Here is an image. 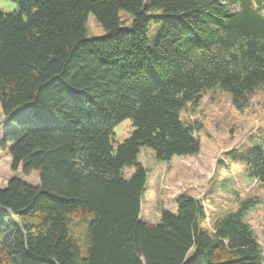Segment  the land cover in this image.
I'll use <instances>...</instances> for the list:
<instances>
[{"label": "trees", "instance_id": "obj_1", "mask_svg": "<svg viewBox=\"0 0 264 264\" xmlns=\"http://www.w3.org/2000/svg\"><path fill=\"white\" fill-rule=\"evenodd\" d=\"M4 1L16 8L0 9V110L16 129L0 153L38 183L0 188V264H264L250 198L210 230L185 193L142 221L137 160L197 155L202 125L184 114L211 89L237 112L264 94V0ZM88 15L102 36H86ZM255 136L245 176L264 184L263 126Z\"/></svg>", "mask_w": 264, "mask_h": 264}, {"label": "rangeland", "instance_id": "obj_2", "mask_svg": "<svg viewBox=\"0 0 264 264\" xmlns=\"http://www.w3.org/2000/svg\"><path fill=\"white\" fill-rule=\"evenodd\" d=\"M15 6L14 3L0 0V9L4 12L15 10ZM87 17L86 36H102L103 30L94 17ZM229 99L227 94L211 89L195 106L187 107L185 117L191 123L202 125L197 155L159 162L152 151H140L137 160L148 170L146 189L139 205L140 219L151 224L158 223L160 209L166 208L174 213V198L185 193L203 204L206 221L202 227L210 230L212 221L218 215L234 211L239 200L250 198L256 206L249 211L245 222L254 232L264 258V184L253 182L245 176L250 160H247L246 155L254 149L251 140L256 138L259 128L264 127V94L256 91L248 99L247 108L240 112L231 105ZM14 129L15 124L9 120L4 121L0 110V140L2 134ZM131 129L130 121L126 120L113 130L114 147L128 137ZM131 172L125 169L124 175L129 176ZM12 178L20 179L28 185L38 183L37 174L24 176L20 168L12 171L9 156L0 153V188ZM75 222L69 235L81 231L78 227L83 226L78 224L81 221L78 219ZM79 239L78 244L81 245L82 234Z\"/></svg>", "mask_w": 264, "mask_h": 264}]
</instances>
